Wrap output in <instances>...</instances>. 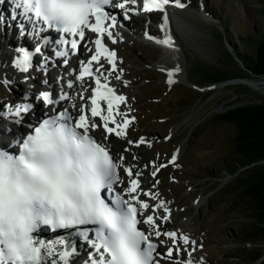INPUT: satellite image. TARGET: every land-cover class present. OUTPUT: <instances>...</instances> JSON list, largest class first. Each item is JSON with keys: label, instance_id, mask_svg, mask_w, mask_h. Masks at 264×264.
Returning <instances> with one entry per match:
<instances>
[{"label": "snow or ice", "instance_id": "6c2138e0", "mask_svg": "<svg viewBox=\"0 0 264 264\" xmlns=\"http://www.w3.org/2000/svg\"><path fill=\"white\" fill-rule=\"evenodd\" d=\"M5 2L0 0V5ZM10 3L13 5L10 18L16 21L15 27L22 36L26 35L28 25L32 26L33 32L45 31L44 27H40L45 25L59 34L55 42L57 45H70L75 52L81 46L78 41L85 40L86 30L97 34L89 41L95 45L94 54L87 62L79 61V73L75 79L83 86L86 76L93 78L95 87L91 88L90 113L93 119L99 117L102 123L90 122L83 106L77 109L79 115L76 118L64 109L38 125L28 123L31 131L22 141L15 142L19 146L18 154L0 149V264H71L78 254L76 243L63 237L55 242H46L35 235L41 226L52 230L76 229L74 234L93 250L88 253L84 264H160L161 260H169L173 264H193L192 251L182 248L181 244L195 245L196 242L178 231L162 229L157 223H167L171 218V211L165 202L159 200L150 205L140 198L139 177L142 173L137 171L134 174L131 167L124 166L123 155L120 162H116L110 150L89 134L90 130L102 128L104 139L112 135L125 139L127 128L135 119H128L127 113L119 112L118 105L117 114L125 117L123 123H119L113 115V101L124 103L126 97L116 95L115 89L109 86L108 77L116 71V53L106 46L104 38L106 36L113 44L117 42L112 29L117 26L118 18L114 11L108 9L121 10L124 20L130 18L129 11L135 14L139 11L160 12L165 22L160 25L161 31H165L167 6L172 4L184 8L186 5L181 0H142V8L138 7V0H10ZM129 4L137 7L129 8ZM2 23H5V17L0 16ZM145 36L166 48L173 47L167 34L163 39L150 36L147 32ZM44 43H50L47 37ZM16 51L21 55L13 60L12 66L21 72H28L32 67L33 52L24 48H17ZM40 51V47L35 48L36 53ZM87 51L93 52V49L88 48ZM54 55L66 58L69 51L57 50ZM101 57L112 66L108 75L102 71ZM93 62L99 65L95 71ZM64 63L67 64L68 60L65 59ZM178 71L179 68L168 72L169 84L175 82L172 77ZM116 79L119 80L120 76L117 75ZM8 83L6 79L3 81L4 85ZM67 87L72 88L73 82L69 81ZM67 99V93L53 99L49 91H42L36 96V100L46 106ZM101 100L107 102V115L103 114ZM73 107L76 105L73 104ZM5 108L7 112L3 111ZM33 109L32 103L0 105V116L12 115L16 117L15 123L22 124L24 117L33 113ZM144 143L146 141L141 137L135 146ZM133 159L138 158L134 156ZM175 159L174 155L170 162L174 163ZM153 167H156L155 164ZM164 167L167 165L159 166ZM159 168L151 173L153 177ZM119 169L128 177L127 182L121 179ZM118 185L123 186L122 191L116 190ZM108 194H112L115 207L106 202ZM143 195L152 200H158L159 196L151 191L143 192ZM158 209H163L164 215H157ZM140 224L147 225L150 231L140 229ZM84 225L96 227L90 234L89 229H81L80 226ZM161 247L163 252L158 251ZM181 252L186 254L187 259L174 258V254L179 257Z\"/></svg>", "mask_w": 264, "mask_h": 264}, {"label": "rangeland", "instance_id": "374dc122", "mask_svg": "<svg viewBox=\"0 0 264 264\" xmlns=\"http://www.w3.org/2000/svg\"><path fill=\"white\" fill-rule=\"evenodd\" d=\"M218 2L221 1L210 0L208 8L214 13L215 17L220 14V11H224L225 14L222 13L223 27L228 30V36L241 45L254 44L255 37L252 34L264 22V0H230V4H225L220 11L215 8ZM224 2L227 3V0H224ZM186 11L178 13L182 28L178 32V37L182 40L181 44L183 45V64L188 68L187 71L190 70L191 82L198 86L202 85L201 89L195 90L196 88L193 89L192 86L179 83L174 86L171 92H167L168 94L161 102L156 103L154 98L159 96L167 85V74L160 66L169 63L165 53L157 46H149L143 49L142 54L139 50L136 53L133 48L127 49V52L132 55V60L127 58L125 64L131 67V79L138 77L141 86L145 83L144 77H148V84L143 91L144 94L140 92L141 89H138L139 86L134 90L139 92L145 100H148L151 106L156 107V111L160 107L159 104L162 108L167 106L164 113L172 117L164 123L149 121V125L146 126L149 128L154 127L146 132L150 135L154 134L153 136L158 135L160 132L164 134L174 132L173 138L169 140L170 142L158 146L156 150L167 151L180 144L185 152L182 159L187 164L189 161L193 164L187 170L185 166V174L178 181H175V186L170 183L173 186L171 189L165 187L167 191H173V196L177 198L180 205L186 207L190 205L188 211L184 212L186 216L183 219L187 218V214H191L195 217L197 224L204 223L215 231H213L214 237H211V240H213L211 243L212 248L209 247L208 251L211 250L212 253L214 252L218 256L216 264L222 262L223 264L224 262L225 264H255L257 261L253 260L252 254L250 252L246 253L248 247L245 246V242L238 239V231L248 221L244 217L246 210L242 208L243 206L230 204L226 200L227 193L225 190L232 182L234 175L230 176L226 170H223V167H228L227 161L237 159V155L234 154L237 128L229 122L215 120V116L227 109L231 103L240 105L264 98V77L255 76L247 71L239 62V56L236 55L233 58L229 53L225 54L227 39L226 35L224 36L222 33V26L219 25L220 19L217 23L202 20L198 7L192 8L190 12ZM220 29L222 32L219 31ZM249 48L252 49V47ZM233 52L237 53L235 48ZM138 53L140 55H137ZM148 53L151 55L147 56ZM243 60L245 61L242 58ZM161 61H164V63ZM217 80L219 81L216 85L219 86H214L211 90H208V86L214 85L213 82ZM23 82L24 77H22ZM226 83L229 84L226 85ZM0 84V94L6 97L5 100L9 105L11 97L14 96L16 85L7 84L3 86L4 84L1 82ZM36 87L37 84H35L33 92ZM19 89L22 90L20 87ZM19 97L20 95H17L15 99H19ZM179 99H181V102L183 99L181 106L184 103H190L189 105L193 108L177 114L176 109L169 105L179 103ZM14 100L13 102H15ZM1 102L3 104L4 100L1 99ZM1 121L3 119H0ZM123 141L127 140L123 139ZM135 154L141 160L140 167L142 169H144V164H150V161L153 162L152 165L158 162L150 148L142 155L141 153L137 154V152ZM146 158L147 161H145ZM200 161L203 162L198 164L197 162ZM208 166L212 170L215 169L214 173L213 171H209L208 174L205 173L209 169ZM147 172L149 173L150 170L147 169ZM218 173H222L221 177H214V175H219ZM207 176H211V178L208 179ZM221 186L224 187L217 192L215 197L209 196V193L214 192ZM146 190L143 191L146 192ZM199 199L200 206H194V203L198 202ZM173 220L171 217L169 222L165 223V226H176L172 222ZM182 223L185 224V221L178 226H181Z\"/></svg>", "mask_w": 264, "mask_h": 264}, {"label": "trees", "instance_id": "16d2710c", "mask_svg": "<svg viewBox=\"0 0 264 264\" xmlns=\"http://www.w3.org/2000/svg\"><path fill=\"white\" fill-rule=\"evenodd\" d=\"M252 49L242 46L240 58L245 59L246 70L264 77V22L252 34ZM215 120L229 122L237 128L234 154L235 161H227V170L236 174L226 188L227 201L243 206L248 220L238 231L243 237L264 242V98L251 103L235 105L218 113ZM243 168L240 170V168ZM224 196V195H222ZM264 244V243H263ZM241 250V249H240ZM253 260L264 264V246L249 249Z\"/></svg>", "mask_w": 264, "mask_h": 264}, {"label": "bare ground", "instance_id": "6f19581e", "mask_svg": "<svg viewBox=\"0 0 264 264\" xmlns=\"http://www.w3.org/2000/svg\"><path fill=\"white\" fill-rule=\"evenodd\" d=\"M8 3H9V5H12L10 2H8ZM0 16L5 17V23L0 24V31H1V34H0V52H2V54H0V82L3 83V81L6 79V80L9 81L8 84H16V82L17 83H22V77H24L25 74L22 73L21 71H19L17 68H14L12 66V62H13L14 59L10 56V52L9 51L12 50L11 53H15L17 55V57H19L21 55V53H18L16 51V49L18 47H20V46H17V43L19 41L21 42V47H23L25 49H29L32 52V49H33L34 45L37 44L36 42H38V40L37 41H30V40H28V38L31 39L30 36L28 37L26 35H23V36L20 35L19 29L15 27V21H12L11 18H10V16H11L10 9H8V7H6V5H4V4L0 5ZM10 25H11V28H10ZM6 28H7V30H5ZM15 37H17V38L14 39ZM14 40H17V43L14 44L13 43ZM39 40H40V38H39ZM172 48H178L176 43L175 44L173 43V47ZM174 53H176V52H174ZM176 54H177L178 58H180L182 60V62H183L184 59L182 58L181 53H176ZM48 55L51 56L50 54H48ZM175 69H177V68H175ZM175 69L170 70V71H175ZM186 71H187V67L186 68L184 67L182 70L180 69L178 72H175V74H174V76L172 78L177 79L178 77L181 76V78L183 80H185L187 78V72ZM34 86H35V84L32 85V87H31L32 90L34 89ZM20 91L21 90L19 89V92ZM24 95H26V93ZM14 101L15 102H12V105L17 104L18 98H16ZM23 101H24V99L22 100V102ZM28 101H30V102L35 104V108L34 109H36L37 112H40V111L43 112L44 111L43 105L42 104L41 105H37L38 102L33 97H31V100H28ZM78 101H79L78 98H71V99L69 98L67 100L61 101L57 105H53L52 107L53 108L62 107L64 109H67L70 115L76 116V114L78 112H76L74 110V107L69 105L68 102L77 104ZM0 102H1V99H0ZM1 104H2V102H1ZM3 111L7 112V109L5 108V109H3ZM75 112H76V114H75ZM127 118H130L129 113H127ZM0 119L1 120L3 119V121L5 122V125L9 126V129L14 134H17L19 131H22V130L26 129L27 128V124L31 123V121L27 119V120L24 121V123L17 124V123L14 122L16 117H14L12 115L0 116ZM118 121H119V123H122L121 118L120 119L118 118ZM129 128H130V126L127 128V135L129 134ZM0 129H1V126H0ZM94 130L98 131V129H94ZM104 136H105V133L103 132L102 138L106 142L110 143L109 145H111V148L114 150V152L118 156L117 157V161L118 162H120V156L121 155H126V159L123 160L124 166L131 167L134 174L137 171H139L141 173L146 172L144 169H142L140 167V161H141L140 158L138 156H136L138 159H133L132 157H130V155L133 156L136 152H137V154L141 153V155H142L143 152H147L148 148H150V149L152 148V147H149V144H151V146H153L158 141L156 137L150 136L148 138H144L145 141H146V143H144V146H143V144H140L139 147H136L135 143L129 144V143H127L128 141H123V139L118 138V137H114L113 135L109 136L107 139H104ZM112 141H115V142L113 143ZM118 143H119V145H118ZM125 145L128 146V151H124L123 150V147ZM147 167H148L147 169L150 170V172L148 173L149 174L148 178H150V179L155 178V177H153L151 175V173L153 171H156V167L153 168L152 164H147ZM160 169L161 168H159V170ZM121 171H122V173L124 175V181L127 182L128 177L126 176V174L123 172L122 169H121ZM140 186H141V183H140ZM118 187L120 188V191H122V187L123 186L119 185ZM140 198H143L142 193H140ZM171 207H172V205L169 207V209ZM163 227L161 226V228H163ZM74 242L77 245V251L78 252L89 250V248L87 247V244L81 238L75 237ZM75 257L71 261V264L74 262Z\"/></svg>", "mask_w": 264, "mask_h": 264}]
</instances>
